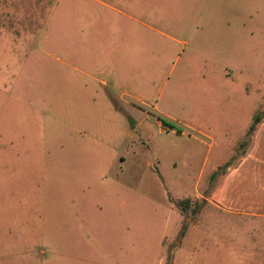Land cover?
<instances>
[{
  "label": "rangeland",
  "instance_id": "1",
  "mask_svg": "<svg viewBox=\"0 0 264 264\" xmlns=\"http://www.w3.org/2000/svg\"><path fill=\"white\" fill-rule=\"evenodd\" d=\"M212 2L0 0V264H264L204 199L264 116V20Z\"/></svg>",
  "mask_w": 264,
  "mask_h": 264
},
{
  "label": "crops",
  "instance_id": "2",
  "mask_svg": "<svg viewBox=\"0 0 264 264\" xmlns=\"http://www.w3.org/2000/svg\"><path fill=\"white\" fill-rule=\"evenodd\" d=\"M212 3L225 8L226 17H221L220 22L231 24L228 27L230 37L238 38L239 21L253 18L264 20V0H213ZM189 128L204 134L192 125ZM237 156V163H232L221 174L222 178L209 197L204 199L220 210L239 214L243 219L264 222V116L251 134L244 154ZM219 167L215 165L213 171Z\"/></svg>",
  "mask_w": 264,
  "mask_h": 264
},
{
  "label": "trees",
  "instance_id": "3",
  "mask_svg": "<svg viewBox=\"0 0 264 264\" xmlns=\"http://www.w3.org/2000/svg\"><path fill=\"white\" fill-rule=\"evenodd\" d=\"M262 118H263V117H257V119L255 120L256 125L262 120ZM254 129H255V127H251V129L248 130V132H247L246 135H247V136H248V135L251 136V134L253 133ZM246 147H247V143L241 145V148H242V151L240 152L241 155L244 154ZM237 153H239V152H237ZM239 156H240V154H239ZM230 165H231V162L225 164L223 167H221V168H219V169H222V173H224L225 170H226ZM219 169H218V171H219Z\"/></svg>",
  "mask_w": 264,
  "mask_h": 264
},
{
  "label": "water",
  "instance_id": "4",
  "mask_svg": "<svg viewBox=\"0 0 264 264\" xmlns=\"http://www.w3.org/2000/svg\"><path fill=\"white\" fill-rule=\"evenodd\" d=\"M130 125H134V122L133 121H130Z\"/></svg>",
  "mask_w": 264,
  "mask_h": 264
}]
</instances>
